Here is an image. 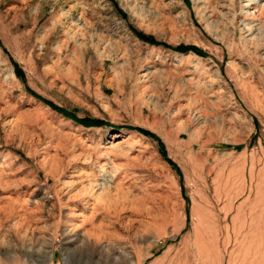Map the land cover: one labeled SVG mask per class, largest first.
<instances>
[{"label": "rangeland", "instance_id": "obj_1", "mask_svg": "<svg viewBox=\"0 0 264 264\" xmlns=\"http://www.w3.org/2000/svg\"><path fill=\"white\" fill-rule=\"evenodd\" d=\"M0 264H264V0H0Z\"/></svg>", "mask_w": 264, "mask_h": 264}, {"label": "trees", "instance_id": "obj_2", "mask_svg": "<svg viewBox=\"0 0 264 264\" xmlns=\"http://www.w3.org/2000/svg\"><path fill=\"white\" fill-rule=\"evenodd\" d=\"M135 35L141 39L142 41H145V42H148V43H151V44H159L151 35H147L145 33H142L141 31H137V30H134ZM174 50H178V51H182V52H186L188 50H193L197 53H202V51L196 47V46H190V45H178V46H175L173 47ZM15 69H16V74L21 78L22 77V71H20L18 65H16V63L14 62L13 63ZM53 108L56 109V111L58 110L59 112H61L63 114V116H71L69 115V113H66V111L64 109H61L59 107H57L56 105L50 103ZM74 117V116H72ZM81 122L86 123V124H91V123H100L101 121H97V120H92L90 121L89 119H80ZM141 132L145 133V134H148V135H151L152 136V133L148 130H143L141 129Z\"/></svg>", "mask_w": 264, "mask_h": 264}, {"label": "bare ground", "instance_id": "obj_3", "mask_svg": "<svg viewBox=\"0 0 264 264\" xmlns=\"http://www.w3.org/2000/svg\"><path fill=\"white\" fill-rule=\"evenodd\" d=\"M137 262H139V263H140V261H137Z\"/></svg>", "mask_w": 264, "mask_h": 264}]
</instances>
